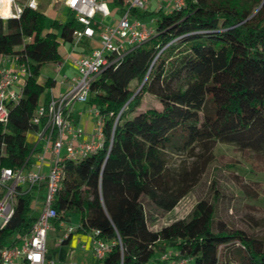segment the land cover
<instances>
[{"label":"trees","instance_id":"obj_1","mask_svg":"<svg viewBox=\"0 0 264 264\" xmlns=\"http://www.w3.org/2000/svg\"><path fill=\"white\" fill-rule=\"evenodd\" d=\"M112 4L123 11L124 0ZM69 14L70 21L54 23L56 33L45 35L40 11L0 20V57L21 56L29 69L21 100L8 106V124H0V170L33 164L37 148L27 134L43 129L32 120L54 85L39 83L40 71L59 63L62 44H72L84 28ZM152 16L154 36L91 86L88 103L104 118V145L78 162L64 159L53 226L67 222L70 211L79 213L78 232L98 231L97 238L112 244L97 264H162L154 257L169 248L189 264H264V239L230 227L205 200L187 218L159 230L150 225L191 193L216 144L264 160V0H187L183 9L168 13L132 11L134 19ZM93 26L99 34L102 28ZM145 94L161 109L137 112ZM185 154L196 158L192 167L175 168L174 158ZM32 198V191L15 197V213L0 228V249L9 236L30 233L38 218Z\"/></svg>","mask_w":264,"mask_h":264},{"label":"built area","instance_id":"obj_2","mask_svg":"<svg viewBox=\"0 0 264 264\" xmlns=\"http://www.w3.org/2000/svg\"><path fill=\"white\" fill-rule=\"evenodd\" d=\"M171 10L160 5L158 11L172 12L185 7L187 0H167ZM61 4L71 12L84 28L73 35V43L78 45L84 39L94 40L97 32L94 23L98 14L108 17L111 12L105 0H60ZM150 0H124L121 18L116 27L106 26L99 34L100 46L93 49L89 55L69 58L77 69V76L65 93L52 97L46 105H41L32 123L44 125L37 133L42 153L37 164L18 169L4 168L0 170V190L3 197L0 200V228L5 226L15 213V197L18 194L38 189L44 185L46 198L43 210L33 223L30 233L17 237L14 244L0 249V264H56L47 258V237L53 227V221L58 218L54 207L56 199L63 188L65 179L64 159L78 162L102 150L104 135V118L96 108L92 113L97 119L91 141H83L84 129L74 126L71 120L72 108L77 104H87L90 98L91 86L96 78L110 65L120 61L128 52L155 34L154 28L142 20L134 19L132 11H147ZM38 0H0V20L6 22L20 19L26 9L40 11ZM150 19V24L155 23ZM29 41L25 38V42ZM29 76L26 62L18 55H3L0 57V124L6 126L9 121V105L18 104L22 98L25 80ZM69 79L64 76L61 84ZM24 81V82H23ZM23 82V85L20 83ZM66 156L62 158V152ZM50 159L47 161V157ZM48 166V173H45ZM19 188L23 190L20 191ZM62 226H65L62 223ZM80 228V226H79ZM77 229L66 228V239ZM98 231L92 232V252L96 260H102L111 252L112 244L97 238ZM175 252L163 254L160 262L163 264H189L188 259H176Z\"/></svg>","mask_w":264,"mask_h":264},{"label":"rangeland","instance_id":"obj_3","mask_svg":"<svg viewBox=\"0 0 264 264\" xmlns=\"http://www.w3.org/2000/svg\"><path fill=\"white\" fill-rule=\"evenodd\" d=\"M38 1L41 3L40 13L44 15L45 19L42 31L44 35L47 33H56L57 29L53 27L54 23H66L71 20L69 11L63 5H59L57 8L55 7L60 0ZM105 1L111 15L103 17L98 14L96 21L101 23L99 26L102 29L106 26L116 27L122 13L113 6L112 0ZM149 8L150 7H148L147 10H149ZM154 8L156 9V7ZM94 44L95 43L91 44V47L99 45L98 43ZM69 46H71L70 43H68V47ZM63 47L62 45L60 49H63ZM77 47L78 49H84L86 46L80 44ZM87 47L90 49V45H87ZM62 65L64 66V71L61 73H58L57 66L54 64L44 65L38 77L39 83L45 85L49 79L60 80L63 74H67L69 79L66 82L67 85H70L72 83V78L77 76V70L73 68L71 61H68L66 56H64ZM65 91L66 88L63 87V92L65 93ZM50 95L51 89L48 88L42 95L40 102H44L45 98ZM82 106L83 104L78 105L79 108ZM85 106L88 113L97 108L90 103L85 104ZM154 108L161 109L160 102L153 96L145 94L137 112H145ZM72 110H74V107ZM89 114L95 129L97 119L93 113ZM27 141L31 146H35L39 141L37 133L34 131L29 132L27 134ZM213 154L207 170L200 177L191 193L182 200L172 213L166 215L156 214V220L150 224L151 228L153 230H159L175 220L187 218L188 215L192 213L197 203L205 200L214 206L217 217L227 222L230 227L254 233L264 239V160L255 157L249 151H243L237 147L224 144H216ZM65 156L66 151L64 150L62 152V158L64 159ZM36 157L37 154L32 156L33 162L36 160ZM49 159L50 156L47 157V161ZM195 160L196 158H190L189 155L186 154L179 155L174 158L173 165L175 168L180 166L191 168ZM32 193V213L38 215L43 210L46 191L33 190ZM64 225V228L53 226L48 232V255L53 259H57L59 256V240L63 235V231L70 226L74 229L79 228L80 214L75 211H70L68 213V221L65 222ZM16 239L17 235L9 236L6 240V244L9 245ZM78 248L81 250L80 247ZM170 251L169 248L164 254L169 255ZM162 256L163 253H158L155 255L154 259L159 260ZM67 262L69 264H97L92 256L85 259L81 254H79L78 260L73 261L68 259Z\"/></svg>","mask_w":264,"mask_h":264},{"label":"crops","instance_id":"obj_4","mask_svg":"<svg viewBox=\"0 0 264 264\" xmlns=\"http://www.w3.org/2000/svg\"><path fill=\"white\" fill-rule=\"evenodd\" d=\"M62 5V4H61ZM160 5H163L166 10H171L172 5L167 1V0H153L150 1V5H149V10L150 12H154V11H158ZM156 7V9L154 8ZM141 12H145V11H141ZM165 13H167V11H165ZM153 18L156 20V18L154 16L149 17L145 20H142V22L146 23L149 27L154 28V24H150V19ZM103 30V29H102ZM102 30L100 31V33L102 32ZM99 33V34H100ZM99 34L98 36H96V38L94 40H89V39H84L80 44H84L86 47V49H82L79 48L78 49V45H75L74 43L71 44V46L68 47V43L67 44H62L64 47L63 49H59V54L61 56V61L59 63H57L55 66H57V71L58 73H61L64 71V66L62 65V62L64 60V56L67 57V59L73 57V58H78L81 56H85V55H89L92 51L93 48H98L100 46V42L99 40ZM96 40V41H95ZM93 43H98L99 45H96L94 47H91V44ZM87 45H90V49H88ZM61 48V47H60ZM73 66V65H72ZM73 68H75L73 66ZM76 69V68H75ZM77 70V69H76ZM64 76H68L67 74H63L61 79L59 80H52L54 82V85L51 89V95L48 96L47 98H45V101H49L52 97L58 96L63 92V87L66 88V91L68 89V87L70 85H67V82L65 83V85L61 84V80H63ZM50 80V79H49ZM24 82V81H23ZM23 82L20 83V85H23ZM60 85V86H58ZM65 91V92H66ZM79 104L74 106V110L71 111V120L74 123V125L76 126H80L84 129V137H83V141L88 142L91 141L93 138V134H94V125L93 122H91V117L89 113L92 112H87L86 106L85 104H83V106L81 108L78 107ZM42 144L38 143L34 146L35 149L37 148V151L35 152V154H37L36 160L33 162L34 164H37L38 162V157L40 156V154L42 153ZM33 161V159H32ZM45 173H48V166H45ZM45 190V186H40L37 191H44ZM46 191V190H45ZM39 215V214H38ZM65 224V223H64ZM59 228H64V226H62V224H59L58 226ZM59 256L57 259H53L52 257H50L48 255L47 252V258L49 260H53L56 262V264H69L67 261L68 259L76 261L79 258V254L83 255L85 257V259L89 258V256H93V252H92V232L88 233V232H78V230H76L75 232H73L72 234L69 235V237L66 239V230L63 231V235L61 237V239L59 240ZM80 247L81 250L78 248ZM95 259V258H94ZM96 260V259H95ZM97 261V260H96Z\"/></svg>","mask_w":264,"mask_h":264}]
</instances>
